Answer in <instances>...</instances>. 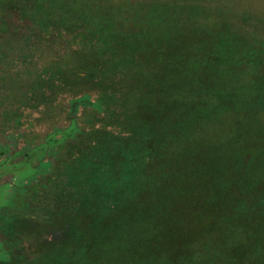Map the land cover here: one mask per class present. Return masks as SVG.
Returning <instances> with one entry per match:
<instances>
[{
	"label": "trees",
	"instance_id": "16d2710c",
	"mask_svg": "<svg viewBox=\"0 0 264 264\" xmlns=\"http://www.w3.org/2000/svg\"><path fill=\"white\" fill-rule=\"evenodd\" d=\"M116 1L80 0L83 8L52 11L55 1L27 0L33 30L16 27L0 38L1 92L24 93L25 75L16 71L29 72L57 44L69 49L71 61L51 60L59 61L54 72H44L46 58L29 80L30 98L49 114L60 116L52 82L63 83L70 71L89 79L92 71L107 84L100 97L71 98V125L79 127L80 104L101 113L99 138L81 128L89 135L74 128L62 135L83 145L70 176L88 173L87 185L79 196L64 189L71 192L58 204H41L40 224L26 213L31 254L24 264H264V132L240 124L249 95L264 91V8L240 15L225 0L224 8L205 11L208 0H148L144 9ZM50 12L56 26L45 32L37 17ZM116 97L122 102L113 103ZM138 148L147 158L130 176L123 166L139 160L130 157ZM105 155L113 174L103 183L88 168Z\"/></svg>",
	"mask_w": 264,
	"mask_h": 264
},
{
	"label": "rangeland",
	"instance_id": "374dc122",
	"mask_svg": "<svg viewBox=\"0 0 264 264\" xmlns=\"http://www.w3.org/2000/svg\"><path fill=\"white\" fill-rule=\"evenodd\" d=\"M52 1H55V7L51 8L52 11L60 10L58 9L59 6H63V8L68 7L73 11L78 8H83L80 0H77L76 5L73 4V1L69 2L68 0ZM197 1L200 5L204 4V0ZM225 1L226 4L229 3L231 5L233 3L235 7L237 6L238 9L235 13L240 15L243 8L250 11H252L251 8H264L260 0ZM115 2L117 3L118 1L115 0ZM148 2L150 1L134 0V3L137 5V7L134 6V8L144 9L149 6ZM221 2L223 1L208 0L206 5H202L200 11L203 8L204 11L206 9L215 10L216 8H224ZM116 3H113L112 6L117 7L118 5ZM28 4L27 0H0V11L2 9V13L0 14L2 18V20H0V38H2L9 29L14 28L16 30V27L30 26L27 30H33V26L31 29L33 19L28 13V8H30ZM78 4H80L81 7H78ZM179 8H181V6ZM117 9L122 10L123 8ZM125 9L128 10L129 8ZM258 11L264 14V9ZM82 14L84 17L88 16V14ZM201 17L202 15L198 16V18ZM37 18L41 29L45 32H49L52 26H56L54 24L55 21L52 17V12L48 14V17H40L38 13ZM80 28H82V26L78 25L74 30ZM77 42L78 44H82L80 39H77ZM55 48L58 49H48L46 58H49L50 61H47L48 65L44 72H54V66L59 61L56 62L51 60L63 61L62 58L66 57L67 60L71 61L66 53V51H69L67 47L57 44ZM82 52L83 51H81V54ZM46 58L43 57L40 60H35L29 67V72L16 71L25 75V81L21 82V92L24 93L14 94L15 92L12 91L1 92L0 90V261H7L4 263L9 262L12 264V261H16L17 264H24L25 261L23 256L27 254L30 256L31 254V248L27 243L30 239V233L27 232L30 225L25 221L28 211H30L31 219L33 220V218H35V223L40 224L42 222L40 218V212L42 211L40 208L41 204H48L51 202H56L58 204L60 199L65 198V194L71 192L70 190L75 191L74 194L76 196H79L81 192L85 191L88 173L83 177L70 176L71 173H74V168H78L73 158L81 151L83 145H80L77 140H73L74 138H62L63 133H66L68 128H74V131H76L74 133L75 135L88 136L89 134L84 135L83 132H79L78 128H81L83 131L91 130V132H94V129L98 130L102 127V122L95 119L97 116H101V113H97V111L93 110L91 107L81 104L78 117L79 127L71 125L70 121L65 119L67 117V108L73 105L71 98L78 97L85 92L91 94L92 98H97L98 96L100 97L106 94L107 84L104 83L101 77L93 75L92 71L88 73L94 76L91 79L75 78L72 75V70L67 75L74 78L66 76L62 78L63 83L57 81L52 82L55 86L52 95V98L54 97L55 99L52 100V103L58 105L61 117L56 113V109L53 110V115L49 114L43 102H38L34 96V99L30 98L32 91L29 89V80L31 77H35V74L32 72L39 69L41 65H44ZM243 62L246 61L244 60ZM70 69H73L72 65L69 66V70ZM38 72H40V69ZM56 73L59 74L58 72ZM62 86L66 87L61 89ZM11 92L13 94H11ZM26 94L28 99L27 97L23 99L22 97ZM256 97L262 98L261 104L252 107L254 104L251 101ZM249 100L246 102H249L246 104V119L244 118L245 120L243 119L240 124L244 125V127L250 125V128L253 129L252 133L260 130L264 132V91L259 90L258 92L251 93L249 95ZM112 102L119 104V102H122V99L116 97ZM55 114L58 115L56 118H54ZM122 122L123 119H121V123ZM54 126L57 128L56 130L61 131H57V135H55L57 132H55V134L51 133L54 130ZM48 134L50 135L47 136ZM94 135L95 138H99L96 132L93 133V136ZM50 138L53 139L47 141ZM56 139H58L60 143H58L57 140V144H52ZM129 143L128 141L124 144L117 143V145L121 144V146L125 148L126 146L124 145ZM181 145L183 148L186 146L183 142ZM133 151L130 157L133 158L136 155L139 160L127 161L123 166V168L127 169L130 176L137 168L143 165V162H145L147 158V154H145L144 151L142 152L140 148ZM39 163L40 165L38 166ZM90 166L91 168L89 167L88 170L91 171L92 176L96 179L103 183L111 179L113 166L107 158V155L91 160ZM130 180L131 179H129V181ZM130 183L131 186L134 184V182ZM64 189L70 190L67 191ZM74 194L69 196L71 200L75 202ZM31 197H34L32 200V207L29 205ZM89 228V226L81 228L79 232L76 233L77 238L86 235L89 232ZM14 255H16V257Z\"/></svg>",
	"mask_w": 264,
	"mask_h": 264
}]
</instances>
